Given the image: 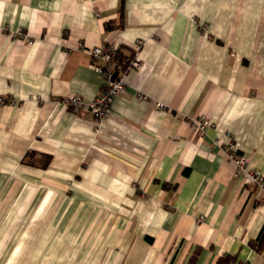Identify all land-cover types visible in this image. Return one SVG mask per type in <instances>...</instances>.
I'll list each match as a JSON object with an SVG mask.
<instances>
[{
	"label": "crops",
	"instance_id": "1",
	"mask_svg": "<svg viewBox=\"0 0 264 264\" xmlns=\"http://www.w3.org/2000/svg\"><path fill=\"white\" fill-rule=\"evenodd\" d=\"M110 45L140 67L96 137L54 100ZM226 146L264 172V0H0V264H264Z\"/></svg>",
	"mask_w": 264,
	"mask_h": 264
},
{
	"label": "built area",
	"instance_id": "2",
	"mask_svg": "<svg viewBox=\"0 0 264 264\" xmlns=\"http://www.w3.org/2000/svg\"><path fill=\"white\" fill-rule=\"evenodd\" d=\"M12 36H23L22 32H14ZM139 46L137 42L135 47ZM82 49V46H80ZM92 61L93 70L101 77L103 85L100 93L91 100L79 95L55 99L54 103L66 110L73 112L85 111L91 114L94 123V135L97 137L101 130L103 120L110 111V100L125 93V75L130 70L139 69L140 65L136 54L122 57L118 54V46H100L87 50ZM116 76L113 78V75ZM161 108V105H157ZM190 126L197 134H204L215 125L204 116L190 119ZM226 140H230L229 134H224ZM216 145L221 146L218 142ZM222 145H225L222 143ZM226 158L236 167L237 173L243 178L246 188H256L264 198V172L249 166L248 160L240 156L233 148L226 146L224 150ZM202 219V218H200Z\"/></svg>",
	"mask_w": 264,
	"mask_h": 264
},
{
	"label": "trees",
	"instance_id": "3",
	"mask_svg": "<svg viewBox=\"0 0 264 264\" xmlns=\"http://www.w3.org/2000/svg\"><path fill=\"white\" fill-rule=\"evenodd\" d=\"M263 240H264V225H263V227H262V229L260 231V234H259V236L257 238V241L253 244V246H255L256 243L262 242Z\"/></svg>",
	"mask_w": 264,
	"mask_h": 264
},
{
	"label": "water",
	"instance_id": "4",
	"mask_svg": "<svg viewBox=\"0 0 264 264\" xmlns=\"http://www.w3.org/2000/svg\"><path fill=\"white\" fill-rule=\"evenodd\" d=\"M116 76V74L113 75V78Z\"/></svg>",
	"mask_w": 264,
	"mask_h": 264
}]
</instances>
